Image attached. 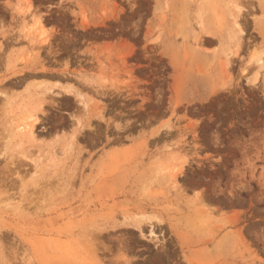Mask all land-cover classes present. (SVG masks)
<instances>
[{"label": "rangeland", "instance_id": "374dc122", "mask_svg": "<svg viewBox=\"0 0 264 264\" xmlns=\"http://www.w3.org/2000/svg\"><path fill=\"white\" fill-rule=\"evenodd\" d=\"M0 264H264V0H0Z\"/></svg>", "mask_w": 264, "mask_h": 264}, {"label": "bare ground", "instance_id": "6f19581e", "mask_svg": "<svg viewBox=\"0 0 264 264\" xmlns=\"http://www.w3.org/2000/svg\"><path fill=\"white\" fill-rule=\"evenodd\" d=\"M33 117V116H32ZM37 118L34 117V118H31V121L33 122L29 128V134H30V138L33 139L34 138V131H33V128L35 126V124L37 123ZM36 121V122H35Z\"/></svg>", "mask_w": 264, "mask_h": 264}]
</instances>
